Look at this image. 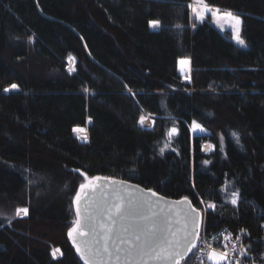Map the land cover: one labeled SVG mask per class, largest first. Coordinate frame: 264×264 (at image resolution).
Masks as SVG:
<instances>
[{"label":"trees","instance_id":"obj_1","mask_svg":"<svg viewBox=\"0 0 264 264\" xmlns=\"http://www.w3.org/2000/svg\"><path fill=\"white\" fill-rule=\"evenodd\" d=\"M206 2L242 16L248 49L194 24L192 0H0V264H84L74 199L98 176L209 206L206 230L264 264V0Z\"/></svg>","mask_w":264,"mask_h":264},{"label":"water","instance_id":"obj_2","mask_svg":"<svg viewBox=\"0 0 264 264\" xmlns=\"http://www.w3.org/2000/svg\"><path fill=\"white\" fill-rule=\"evenodd\" d=\"M74 209L78 222L69 237L84 264H180L189 258L205 220L189 198H168L103 176L80 190ZM161 249L167 252L151 255Z\"/></svg>","mask_w":264,"mask_h":264},{"label":"rangeland","instance_id":"obj_3","mask_svg":"<svg viewBox=\"0 0 264 264\" xmlns=\"http://www.w3.org/2000/svg\"><path fill=\"white\" fill-rule=\"evenodd\" d=\"M191 10H192V17H193L194 24L197 25V24H202L205 21H211V23L223 35H231V39H232V41H234V43L236 45H238L242 49H248L249 48V45L247 44V42L244 38V35H243V18L238 13L230 11V10H222L220 8L210 6L206 2V0H192ZM76 63H77V61L74 57H71L69 59V66H68L69 73H75ZM16 90H18V87L16 85H14L13 87L7 89V92L16 91ZM148 122H151L152 126H153V118L150 115L143 117L142 125H144L145 123H148ZM88 123H90V121ZM147 126H148V124H147ZM190 130H191L192 136H196L198 134L203 135V134L207 133L205 128H203L198 123L191 124ZM75 132H76L77 137L80 140L87 142V140L89 138V133H88L87 128H84V129L79 128V129H76ZM177 135H175V129H172L167 133V138H166V142L163 146L162 153L167 152V151L176 150V148H175V137ZM221 143H222V145H221L222 149L224 151V140L223 139L221 140ZM209 147L215 149L213 144L203 143V152L207 151V149ZM94 179L95 178L84 177V180L81 183L77 194L80 192V190L83 187L90 185L94 181ZM77 194H76V196H77ZM232 199L235 203H237L238 196L234 195L232 197ZM208 209H209V206H206L204 208L203 211L205 214H206V211ZM27 213H28L27 209H24V208L20 209L17 212V218L24 217L27 215ZM77 222H78V219H77V216H75L74 221L72 222L71 229H73L77 226ZM166 252H167L166 249H161V250L152 251L151 255H154V256L163 255ZM61 256H62L61 251L59 249H55L54 250V257L60 258ZM213 258H216L215 255H213ZM216 260L218 261L219 258H216ZM180 264H183V262H181Z\"/></svg>","mask_w":264,"mask_h":264},{"label":"built area","instance_id":"obj_4","mask_svg":"<svg viewBox=\"0 0 264 264\" xmlns=\"http://www.w3.org/2000/svg\"><path fill=\"white\" fill-rule=\"evenodd\" d=\"M143 126L152 127V123L148 122ZM213 151L214 148L209 147L204 153L209 154ZM213 255L219 260L213 258ZM189 258H191L190 264H251L243 249L240 236L228 229L210 233L206 230L205 220Z\"/></svg>","mask_w":264,"mask_h":264},{"label":"crops","instance_id":"obj_5","mask_svg":"<svg viewBox=\"0 0 264 264\" xmlns=\"http://www.w3.org/2000/svg\"><path fill=\"white\" fill-rule=\"evenodd\" d=\"M180 74L189 82L193 79V66L190 58H183L179 60L178 64Z\"/></svg>","mask_w":264,"mask_h":264}]
</instances>
